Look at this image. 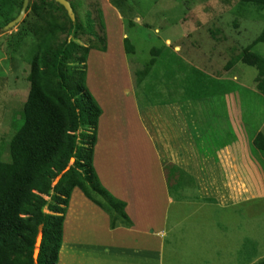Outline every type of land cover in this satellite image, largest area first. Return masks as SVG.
<instances>
[{
	"label": "rangeland",
	"instance_id": "obj_1",
	"mask_svg": "<svg viewBox=\"0 0 264 264\" xmlns=\"http://www.w3.org/2000/svg\"><path fill=\"white\" fill-rule=\"evenodd\" d=\"M70 1L75 8V19L88 27L90 18L93 21V32L97 36H81L80 40H77L79 44L101 47L103 44H100L98 39L105 37L106 51L93 49L86 69L88 89L103 111L99 134L105 139L102 140L104 143L101 148L109 151L108 144L115 142V147L119 149L116 150L119 152L118 156L126 154L127 157L129 153L130 158L136 159L138 170L126 171L130 177H135L134 181L145 182L143 185L146 188L137 187L133 191L142 196L145 209H153L165 215L170 204L165 194L167 190L163 185L161 170L151 168L155 156L149 143L154 140L147 134L146 127L141 129L137 123L139 111L144 121L156 117L154 113L147 116L141 112L138 103L142 106L143 97L140 89H137L136 78V72L142 71L152 59V49L165 51L178 47L175 60L179 66L181 59L187 65L198 67L206 76V81L218 77L229 78L231 81L233 76L239 78L240 84L234 85V91L228 95L232 107L235 104L241 106V117L235 114L234 118H241V135L246 141L241 143L245 149L244 156H241V204L229 209L217 208L215 202L198 206L196 200L200 196L197 194V187L194 189L190 186L188 196L195 197L190 202L185 200L186 204L190 205H183V209L178 200L174 204L171 202L170 206L172 215L183 209L177 213H180V216L192 215V220H183V224L175 229L171 217L167 224L169 235L161 264H252L264 259V157L253 143L249 144L259 133L264 135V97L255 88L257 70L238 60L241 51L251 46L260 36L264 28V11L243 8L240 6V0H125L123 5L129 12L127 14L111 0ZM128 22L133 23L134 28H129ZM18 27L8 32L0 31L2 161L8 153V137L14 132L17 116L20 118L22 106L29 93L27 76L30 71V59L27 58L31 56L30 50L34 40L29 36L23 39L20 49L16 51L19 42L16 34L20 31ZM126 37L135 47L133 55L125 52ZM253 53L264 57V44H257ZM163 55L167 53L163 52ZM229 63H233L230 71L226 69ZM137 106L138 111L135 114ZM198 111V114L211 117L210 110ZM224 113L225 111L222 115ZM212 123V119L207 122L208 126ZM212 130L213 133L217 131ZM151 135L154 139V134ZM83 136L88 141L90 131L85 129ZM139 141L144 142L146 148L142 156L136 152L140 149L136 144ZM105 171L96 170L99 178ZM101 177L107 178V182L110 181L107 175ZM218 182L221 184L225 180L219 176ZM127 193L130 194V190H125L122 194L127 196ZM119 195L121 196V193ZM92 206L82 192L74 191L67 220V233L69 231L74 234L66 238L59 264H96L93 252L98 249L94 248L85 255L80 253V250H83L79 248L82 247L78 248L83 242L85 249H89L85 245L92 241L93 234L86 226L93 218L102 217L99 210L92 209ZM79 215L86 216V223L81 222ZM72 216L74 218L71 222ZM135 224L133 223L131 229L136 228ZM231 228L234 230L233 235L232 232L226 231ZM95 233H98L99 237L102 235L99 230ZM91 243L96 246L95 241Z\"/></svg>",
	"mask_w": 264,
	"mask_h": 264
},
{
	"label": "trees",
	"instance_id": "obj_2",
	"mask_svg": "<svg viewBox=\"0 0 264 264\" xmlns=\"http://www.w3.org/2000/svg\"><path fill=\"white\" fill-rule=\"evenodd\" d=\"M67 1L76 14L73 3ZM111 1L129 13L123 5L125 0ZM22 6L23 0H0V31L19 16ZM240 6L264 11V0H240ZM100 23L103 27L102 20ZM18 28L16 51L28 36L34 43L27 58L28 97L8 137L7 156L4 161L0 159V264H59L75 190L110 215L112 228L117 221L130 225L126 204L102 187L94 168L103 111L88 89L86 69L90 52H104L107 47L105 37L98 39L101 47L79 44L81 36L97 38L93 21L89 18L88 27L77 18L72 21L56 0H30L26 18ZM129 28H134L133 23ZM257 44H264V28L252 45L241 51L238 60L257 70L255 88L264 97V57L253 53ZM124 49L128 55L135 53L129 38L124 40ZM151 56L147 66L136 72L137 89L147 106L168 101V94L159 88L170 89L177 84L175 71L183 76L184 99L198 101L228 95L235 89L236 83L231 80L206 81L200 70L181 59L179 66L174 50L154 48ZM232 64L226 69L230 71ZM85 129L90 131L88 141L83 136ZM253 144L264 157L262 133ZM252 264H264V259Z\"/></svg>",
	"mask_w": 264,
	"mask_h": 264
},
{
	"label": "crops",
	"instance_id": "obj_3",
	"mask_svg": "<svg viewBox=\"0 0 264 264\" xmlns=\"http://www.w3.org/2000/svg\"><path fill=\"white\" fill-rule=\"evenodd\" d=\"M176 50H179V48L174 49L175 54ZM189 66L198 69V67L191 64ZM174 75L178 79L177 84L170 87V89L164 88L161 90L159 88V91L168 94L169 98L166 99L168 101L148 106L147 104L141 106L137 102L144 115L148 116L154 113L156 116L150 121L148 119L144 121L141 119L139 111L137 123H139L141 129L146 127L147 134L154 140L152 141L147 136L152 141L149 145L152 146L155 156L151 168L161 170L163 185L166 186L167 190L165 194L170 202L169 210L163 215L153 209H145L142 196L133 192L137 187L139 189L141 187L146 188L143 185L145 182L143 180L140 182L134 181L135 177H130L126 171L138 170L135 163L136 159L130 158L129 153L127 157H125L126 154L118 156L119 152L117 153L116 150L119 149L115 147V142L108 144L109 151L102 150L101 145L104 143L102 140L105 138H101L99 134L95 149L94 168L95 170H106L105 172L112 170L107 173L102 172L101 175L103 177L107 175L110 179L109 182H107V178L102 179L101 176L99 179L103 187L115 199L127 203L125 213L128 216L130 225L127 226L121 221H117L114 227L111 228L110 215L88 200L94 206H92V209L99 210L103 219L100 216V218L89 219L90 222L86 226L87 229L92 230L91 240L95 241L96 246L90 241L87 242V245L84 242V245L89 249H85L83 242L78 245V248L82 247L79 248V250H83H80V253L85 255L89 254L88 252L94 248L98 249L93 252L96 264H161L169 235L167 224H169L171 217L175 229L183 224L181 223L183 220H192V215L180 216V213H177L179 210L184 209L183 205H190L189 203L186 204L185 200L190 202L195 199V197L188 196L187 192L190 186L194 189L197 187L196 191L200 196L196 200L198 206L215 202L217 208L229 209L241 204V156H244L245 151L241 143L246 141L245 137L241 135V118H234L235 114L241 117V106L235 104L232 107L233 104L229 101V95L219 96V98L209 97L198 101L184 99L182 97L183 76L179 72L177 74L176 71ZM220 79L223 80L222 77ZM232 81L240 84L237 76H233ZM138 106L134 111L135 114L138 111ZM199 109L200 111L210 110L211 117L207 118L204 114H198ZM224 111L225 113L222 115ZM211 119L213 123L208 126L207 122ZM212 129H217V131L215 130L213 133ZM151 134H154V139ZM255 138L256 136L250 140L249 144L253 143ZM136 144L140 147L136 152H139V155L142 156L144 149L146 150L145 144L141 141ZM219 176L223 177L224 183L220 184L218 182ZM125 190L131 192L130 194L127 193L128 197L122 194ZM117 192L121 193V196ZM177 196L178 199H176ZM178 200L183 209H179L172 215L171 202L174 204ZM146 201L148 200L146 199ZM152 210L153 213H151ZM68 217L67 214L63 246L66 238H70V235L74 234H70L69 231L67 233ZM79 217L82 218L81 222L86 223V216L79 215ZM73 218L74 216L70 218L71 222ZM77 218L78 216L75 219ZM238 219L236 222H238ZM133 223L136 226L135 229H131ZM101 224H105L106 228L104 229L105 225ZM233 229H227L226 231L227 233L232 232L233 235ZM97 230L102 234L101 237L98 236V233H95ZM101 230L104 232H101Z\"/></svg>",
	"mask_w": 264,
	"mask_h": 264
},
{
	"label": "water",
	"instance_id": "obj_4",
	"mask_svg": "<svg viewBox=\"0 0 264 264\" xmlns=\"http://www.w3.org/2000/svg\"><path fill=\"white\" fill-rule=\"evenodd\" d=\"M56 2L65 9V11L67 12L69 18L72 21H75L74 10H73L70 2L67 1V0H56ZM29 4H30V0H23V6H22V9H21V12H20L19 16L14 21H12L10 24H8L3 29V31L8 32L9 30H13L14 28H16L17 26H19L22 23V21L26 18L27 9L29 7ZM41 242H42V234H40L38 239H37V246H36L35 255H36L37 252H38V255H39V252H40L39 248H40ZM37 258H38V256H37Z\"/></svg>",
	"mask_w": 264,
	"mask_h": 264
},
{
	"label": "bare ground",
	"instance_id": "obj_5",
	"mask_svg": "<svg viewBox=\"0 0 264 264\" xmlns=\"http://www.w3.org/2000/svg\"><path fill=\"white\" fill-rule=\"evenodd\" d=\"M36 255H38V252L36 253ZM36 255H35V257H36ZM37 258V257H36Z\"/></svg>",
	"mask_w": 264,
	"mask_h": 264
},
{
	"label": "clouds",
	"instance_id": "obj_6",
	"mask_svg": "<svg viewBox=\"0 0 264 264\" xmlns=\"http://www.w3.org/2000/svg\"><path fill=\"white\" fill-rule=\"evenodd\" d=\"M126 38H127V37H126ZM126 38H125V39H126ZM168 47L171 48V46H168Z\"/></svg>",
	"mask_w": 264,
	"mask_h": 264
}]
</instances>
